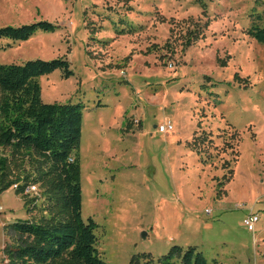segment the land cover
<instances>
[{"label":"rangeland","instance_id":"obj_1","mask_svg":"<svg viewBox=\"0 0 264 264\" xmlns=\"http://www.w3.org/2000/svg\"><path fill=\"white\" fill-rule=\"evenodd\" d=\"M254 10L264 0H0V28L58 26L0 40L13 45L0 64L70 62L71 78L39 79L41 97L85 106L82 218L98 225L107 264H163L173 247H195L210 264H264V44L247 34ZM107 18L142 29L117 36ZM169 123L174 132L161 135ZM203 134L211 143L199 153L191 143ZM0 207L4 264L5 228L31 217L14 189ZM251 211L255 233L244 226Z\"/></svg>","mask_w":264,"mask_h":264},{"label":"trees","instance_id":"obj_2","mask_svg":"<svg viewBox=\"0 0 264 264\" xmlns=\"http://www.w3.org/2000/svg\"><path fill=\"white\" fill-rule=\"evenodd\" d=\"M251 19L247 34L264 44V11L254 10ZM111 23L117 36H133L142 29L127 18ZM57 29L58 26L48 21L8 26L0 28V40L14 45ZM200 31L204 32L203 26L190 32L187 47L200 38ZM13 45L0 47V51ZM56 71H61L65 79L74 75L70 62L64 58L38 59L23 65L0 64V194L17 186L15 193L31 217L16 220L5 228L11 242L3 250L4 264H107L98 250V225L93 219L86 223L82 218L78 152L85 106L46 104L41 97L39 79ZM235 135L239 137L238 133ZM231 139L225 145L232 149ZM207 143L211 140L203 134L195 136L191 145L200 153ZM233 175L234 171L230 170L227 183ZM32 186L37 187V192L27 193ZM177 261L210 264L195 247L188 250L173 247L162 260L163 264Z\"/></svg>","mask_w":264,"mask_h":264},{"label":"built area","instance_id":"obj_3","mask_svg":"<svg viewBox=\"0 0 264 264\" xmlns=\"http://www.w3.org/2000/svg\"><path fill=\"white\" fill-rule=\"evenodd\" d=\"M158 132L161 134H171L174 132V126L172 124H164L159 126ZM17 186H14L13 189H16ZM37 192V187L32 186L28 189L27 193H35ZM3 212V208L0 207V213ZM259 222V217L258 215L251 211L250 214L245 218L244 220V226L248 229V231L255 233L256 231V225Z\"/></svg>","mask_w":264,"mask_h":264},{"label":"crops","instance_id":"obj_4","mask_svg":"<svg viewBox=\"0 0 264 264\" xmlns=\"http://www.w3.org/2000/svg\"><path fill=\"white\" fill-rule=\"evenodd\" d=\"M156 128V127H155ZM161 134V133H160ZM162 135V134H161ZM260 221V220H259Z\"/></svg>","mask_w":264,"mask_h":264}]
</instances>
